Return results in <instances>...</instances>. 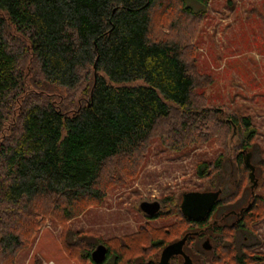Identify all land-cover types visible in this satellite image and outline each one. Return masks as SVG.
<instances>
[{"label": "trees", "instance_id": "16d2710c", "mask_svg": "<svg viewBox=\"0 0 264 264\" xmlns=\"http://www.w3.org/2000/svg\"><path fill=\"white\" fill-rule=\"evenodd\" d=\"M166 1L165 9L179 2L182 13L199 15L187 0ZM166 1L0 0V264H9L24 244L15 230L31 214L34 201H50L71 216L81 202L104 198L100 181L108 162L138 163L161 122L172 128L165 139L182 147L199 142L209 130L214 112L193 105L197 76L180 43L153 37L154 10ZM194 1L204 6L209 2ZM10 27L19 35L11 34ZM27 52L41 78L34 80L37 90L27 91L15 115L13 104L26 92L21 62ZM57 87L71 90L72 97L49 94ZM241 121L250 141L255 135L250 119ZM225 123L238 128L235 117ZM220 159L198 164V174L219 169ZM195 231L186 232L187 244L197 238L191 234ZM253 246L229 247L235 264L259 259L247 250ZM106 247L102 264H124L121 252ZM94 249L81 256L92 259Z\"/></svg>", "mask_w": 264, "mask_h": 264}, {"label": "rangeland", "instance_id": "374dc122", "mask_svg": "<svg viewBox=\"0 0 264 264\" xmlns=\"http://www.w3.org/2000/svg\"><path fill=\"white\" fill-rule=\"evenodd\" d=\"M187 5L199 15L182 13L179 2L165 9L166 1L155 9L153 37L180 43L182 56L197 76L193 105L197 110L214 112L209 130L201 133L199 142L182 147L165 139L164 133L172 128L168 121L161 122L138 163L108 162L100 181L104 198L81 202L80 210L71 216H65L50 201H34L31 214L18 222L15 231L24 244L9 264H97L81 255L100 241L121 252L124 264L159 259L167 244L192 228L202 227L184 219L180 208L184 192L222 188L219 212L214 215L217 218L222 211L239 210L252 199L251 170L245 165L243 151L245 156L250 153L258 181L251 210L244 219L247 228L222 226L223 230L210 232L211 249H205L204 238L197 237L188 242L187 250L197 264H235L231 248L254 245L247 250L259 259H250L248 264H264V0H209L207 6L187 0ZM10 32L19 35L14 27ZM21 67L26 92L13 104L15 115L27 91L37 90L34 80L41 78L30 52L23 57ZM49 94L61 99L69 94L72 97L73 92L57 87ZM173 112L180 117L176 109ZM231 117L238 120L236 133L225 123ZM243 117L250 119L255 131L250 141L245 139L249 131ZM10 129L6 130L8 136ZM218 158L219 169L211 167V173L204 177L198 174V164H214ZM143 201L167 206L150 218L140 208ZM159 241L161 244L154 243ZM172 264H183V260L174 258Z\"/></svg>", "mask_w": 264, "mask_h": 264}, {"label": "water", "instance_id": "95a60500", "mask_svg": "<svg viewBox=\"0 0 264 264\" xmlns=\"http://www.w3.org/2000/svg\"><path fill=\"white\" fill-rule=\"evenodd\" d=\"M234 133L237 132V126L233 123ZM245 165L250 168V179L253 182L252 191L254 192L258 186V181L255 179V167L250 163V153L245 156ZM222 193V189L215 191H188L183 195V200L180 205L182 213L190 220L197 221L207 217L214 204L219 200ZM141 210L148 216L156 215L161 209V203L159 201H143L140 204ZM194 234V233H191ZM190 233H186L180 239L167 244L160 256L158 264H171V260L175 256H183V264H193V260L189 254L184 250V246ZM203 247L207 250L211 249L212 245L209 240H205ZM108 249L105 244H99L91 253L93 262L97 264L103 263L107 257ZM137 264H147L139 262Z\"/></svg>", "mask_w": 264, "mask_h": 264}, {"label": "flooded vegetation", "instance_id": "af4514ba", "mask_svg": "<svg viewBox=\"0 0 264 264\" xmlns=\"http://www.w3.org/2000/svg\"><path fill=\"white\" fill-rule=\"evenodd\" d=\"M242 153H243V158L245 159L244 151ZM218 189H222V188H218ZM218 189H215V190H218ZM215 190H211V191H215ZM206 191H210V190H206ZM222 191H223V189H222ZM251 191H252V185H251ZM184 193L182 194L181 203H182V200H183ZM220 197H221V195H220ZM220 197H219V200L214 204L213 209L211 210L210 214L207 217H205V218H203L201 220L195 221V222H197L198 224H200L202 226L197 231L194 232V236L195 237L204 238V241L205 240H209L210 243H211V240H210V232H212L216 227L230 226L231 228H236V227L238 228L241 225L246 226L245 225V222H244L245 221L244 220L245 219V215L247 214V212H249L251 210L253 201L255 199V191L254 192L252 191V199H249L248 202H247V204L244 205L243 207H241L239 210H237V209H231V210H228L226 212L225 211H222L223 213L221 215V218H217L214 215L217 212H219V210H218L217 207L220 204L219 203ZM181 203H180V205H181ZM166 206H167L166 204L165 205L162 204L160 211L156 215L149 216V217L150 218H154L155 216L159 215L163 211V208L164 207L166 208ZM213 217H214L213 221H210ZM232 217H235V219H233L229 224H227L228 220L230 218H232ZM186 245H187V243L184 246V250L187 253ZM202 246H203V244H202ZM187 254H189V253H187ZM190 256H191V258L193 260V264H197V262L195 261L194 257L192 255H190ZM174 258H182V260L184 261L183 256H181V255L173 257L172 260ZM159 260H160V258L159 259H151V260H148V261H140V262L147 263V264H158V261ZM137 263H139V262H137ZM137 263H135V264H137Z\"/></svg>", "mask_w": 264, "mask_h": 264}]
</instances>
